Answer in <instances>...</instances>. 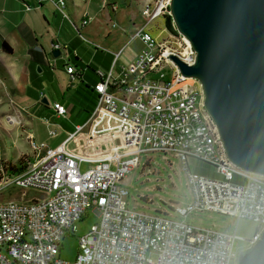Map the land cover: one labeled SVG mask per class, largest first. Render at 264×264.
<instances>
[{"label":"built area","instance_id":"2783aa9c","mask_svg":"<svg viewBox=\"0 0 264 264\" xmlns=\"http://www.w3.org/2000/svg\"><path fill=\"white\" fill-rule=\"evenodd\" d=\"M48 1L65 16L64 0ZM169 5L170 0L146 3L141 11L145 25L170 17ZM91 20L85 16L80 27ZM172 27L163 40L159 37L164 30L153 35L149 29H138L134 37L143 49L136 59L117 77L112 70L105 77L100 73L101 81L94 88L96 104L86 127L90 142L110 146L97 152L91 167L82 172L83 159L64 149L72 136L53 148L31 139L34 159L27 169L1 176L0 199L5 191L9 195V189L20 199L0 201V264H232L242 238L199 229L186 217L216 213L264 229V176L240 170L227 158L204 108L202 85L181 76L169 58L176 56L192 65L196 57L189 42ZM61 49L52 46L53 51ZM67 73L74 75L75 69L69 66ZM52 109L59 117L66 114L59 103ZM47 135L54 139L55 128H48ZM154 153L178 161L190 196L186 207L175 205L159 214L128 207V193L118 185L138 168L141 156ZM194 163L210 166L215 177L194 173ZM89 210L98 222L78 239L74 262L62 261L63 236L73 232V225ZM260 236L256 232L249 243ZM151 253L153 261L148 260Z\"/></svg>","mask_w":264,"mask_h":264},{"label":"crops","instance_id":"0c3cea01","mask_svg":"<svg viewBox=\"0 0 264 264\" xmlns=\"http://www.w3.org/2000/svg\"><path fill=\"white\" fill-rule=\"evenodd\" d=\"M26 1L27 0H4L3 8L0 10L3 14L2 16L0 15V58L4 61L3 65L0 63V94L5 95L13 93L12 98L16 101L13 103L14 105L10 106V108H16L14 109L15 112H13L12 109L9 110L5 103L0 102V167L3 163L14 164L19 158L24 156L22 152L24 145L25 143L29 144L30 141H27L28 137H23V125H25V131H27V125L29 127L30 124L29 132L31 135L29 138L34 139L33 137H35L31 124L33 119L38 118H36V116L34 117L32 110H23L26 108V105L29 107L33 101H30L27 98L23 99L20 96L21 87L24 88L23 92L26 91L27 93L38 94L36 97L38 106L39 103L43 104L42 100L44 99L43 98L41 102H38V97L42 96L41 90L43 91V86H41L42 81L47 82V89H53L54 92L59 94L57 97L63 96L64 98L66 97L67 92L71 89L79 88V90H83L84 93L92 98V106L85 109V120L82 125H74L73 119L68 116V114H70L68 107L66 114L63 117L57 116L52 108H48V110H51L54 114L55 119L61 120L60 125L63 129L60 133L62 140L59 143L55 145L45 143L49 148L56 147L60 143L67 141L70 136L73 137L76 133H79L77 132L78 127H84L83 130L87 128L86 124L88 123L90 119L89 116L96 104L97 94L94 87L101 79L100 73L105 77L107 73L112 70L113 76L117 77L120 74L121 69L131 64L141 52L143 46L141 42L134 37L136 31L145 28L151 30L153 35H158L157 31L159 27H162L163 24H165L164 19L160 18L156 19L150 25H145L144 19L141 16V10L143 5L147 2H151V0H64L65 6L62 11L65 16H63L62 13H60V11L47 0H36L39 9L38 12L33 11L32 8L27 11L24 8L25 5H28ZM48 3L51 4L64 19L68 18L73 27H75L76 32L69 34L66 40H63L62 37H59L58 34L54 33L51 26V20L47 14L43 12L44 6L48 5ZM122 10L129 13V19L127 24L119 26L121 29L120 31H114L112 34L115 36L114 39L119 41V47L116 51L113 50L111 46L106 48L97 44L101 42L107 43V40L111 35V31L109 33L101 34V25L86 31V35L88 39H90L89 41L81 35V32L79 31L80 28H84L83 31L86 30L87 26L94 22L96 15L100 14L102 17L105 16L109 20L108 23H114L118 13ZM134 10L137 12L136 18L131 21L132 15H130V13ZM27 12H30L31 17L26 18L27 16H25V13ZM85 15L92 17V20L86 26L80 27V22L85 18ZM154 27H157V29ZM19 28H21V32L19 31ZM111 28H116L115 23L111 25ZM44 36H46L47 42L49 43L47 48L42 47L41 45ZM10 38H12L11 43L12 41L20 43V46L25 49L26 56L23 61H18L17 59L12 60L6 57V55L13 56L14 54V49L9 40ZM26 38L29 40H35L36 46H34V49L39 52L42 51L45 54L43 60L44 74L42 77L35 72L36 66L37 68L39 67L38 62L36 60L32 61L27 53L30 47L26 42ZM3 41L11 47L12 54H6L1 50V43ZM57 44L62 47L58 57L62 62L54 61V58H52V46ZM133 45L134 50L129 57L127 54H123L125 51L127 53L129 48L133 47ZM68 57L73 60L72 62H75L77 69L80 70L81 77L79 81L78 79H74L73 81L70 80V77L66 74V67H62V69L59 67L62 64H67ZM75 58L77 59L75 60ZM72 62L68 63V65H74ZM52 68L54 69L53 71ZM40 73L42 74V70ZM28 87L31 89L29 91L25 90ZM54 103L59 102L55 100ZM45 106L47 107L48 105L46 104ZM40 113L41 112L38 114L37 110L36 115H44L43 113ZM8 116L16 118L14 124L6 121V117ZM48 121H45L47 123L46 125L50 124V121ZM55 130L56 137L54 139L57 138L61 129L57 126ZM47 132L48 130H46V135ZM47 138L51 139L48 135ZM69 140L66 142V145L70 142ZM92 144L96 146L94 151L85 157L79 155V150L77 148L72 147L68 151L80 157L83 161L86 160L93 165L97 152L108 151L110 144L108 142H99L95 144L90 142L88 138L86 145L92 146ZM66 145L64 147L65 150H67Z\"/></svg>","mask_w":264,"mask_h":264},{"label":"water","instance_id":"95a60500","mask_svg":"<svg viewBox=\"0 0 264 264\" xmlns=\"http://www.w3.org/2000/svg\"><path fill=\"white\" fill-rule=\"evenodd\" d=\"M169 12L196 54L192 65L176 56L171 62L202 85L229 161L264 176V0H170ZM237 264H264V231Z\"/></svg>","mask_w":264,"mask_h":264},{"label":"rangeland","instance_id":"374dc122","mask_svg":"<svg viewBox=\"0 0 264 264\" xmlns=\"http://www.w3.org/2000/svg\"><path fill=\"white\" fill-rule=\"evenodd\" d=\"M48 1V0H47ZM153 0H151L152 2ZM3 2L4 0H0V10L3 8ZM50 2V1H49ZM26 3L28 5H25V10L29 11L31 8L33 11L38 12V4L36 0H27ZM51 3V2H50ZM149 3V2H147ZM54 5V3H51ZM48 3V5H45L43 8V12L47 14L49 19L51 20V26L55 34H58L59 37H62L63 40H66L69 34L75 31V27H73L71 21L68 18H63L59 12L53 8V6ZM145 5V4H144ZM143 5V6H144ZM55 6V5H54ZM26 7L28 8L26 9ZM142 11V10H141ZM136 10L132 11L130 15H132L131 21H133L136 18ZM28 17H31L30 12L25 13ZM0 15L3 14L0 11ZM129 13L122 10L118 13L114 23L116 25V28L112 29L111 25L114 23H108V19L105 16H101L100 14L96 15L94 22H92L89 26H87L86 30L83 31L84 28H80L81 35L86 39H88L86 35V31H89L90 29H94V27H98V25H101V34L109 33L111 31V35L114 31H120L121 29L119 26H124L128 22ZM88 16V15H85ZM90 17V16H89ZM92 18V17H91ZM163 19V18H162ZM155 21V20H154ZM137 22V21H135ZM165 24H163L162 27H159L157 34H159L160 30H164V32L160 35L159 39L163 40L168 35V32H172L173 30V23L171 20V25L168 27L166 24V21L164 19ZM153 23V22H152ZM174 26V25H173ZM157 29V27H154ZM174 30L176 31L175 27ZM177 32V31H176ZM108 38L107 43H97L100 44L102 47H112L113 50H117L119 47V41L114 39V35H112ZM10 43L12 38L9 39ZM43 43L41 42L42 47L47 48L49 46V43L47 42L46 36L42 38ZM64 42V41H61ZM136 43V42H135ZM12 48L14 49L13 56L6 55L9 59H17L18 61H23L24 57L26 56L25 49L20 46V43L12 41L11 43ZM134 50L133 47H130L129 50L123 52V54H127L129 57L131 53ZM122 54V55H123ZM52 58H54L52 56ZM54 61H60V59L54 58ZM0 63L3 65L4 61L2 58H0ZM52 64V63H50ZM62 66H59L60 69H62ZM58 67V66H56ZM36 74H39L40 77L43 76V74L39 73L37 71V66L35 68ZM165 73L168 75V72L165 71ZM168 76L166 77V79ZM101 81V79H100ZM43 83V84H42ZM41 86H43V91L41 90L42 96L38 97V102H41V100L44 98L47 101V107L43 104L37 105V96L36 93H27L26 91L23 92L24 88H20V96L24 99L27 98L30 101H33V103L28 107L26 105V109L32 110V114L34 117L38 119H33L31 127L32 130L35 133V139H32L34 142L41 144L44 142V144H51L55 145L59 143L62 140V136H60V133L63 131L62 126L60 125L61 120L55 119L54 114L51 110H48V108H52L53 103L55 100L59 102V104H62L67 110V107L69 108L68 116L69 118L73 119L74 125L80 124L82 125L85 120V109L90 108L92 106V98L88 96L86 93L83 92V90H79V88H73L69 92H67L66 97L63 98V96L57 97L59 95L58 93L54 92L53 89H47L46 87V81H42ZM99 83V82H98ZM97 83V84H98ZM96 84V85H97ZM95 85V86H96ZM95 88V87H94ZM31 88L28 87L25 90H30ZM95 90V89H94ZM34 92V91H33ZM25 93V94H23ZM12 94H0V102L5 103L9 110L12 109L13 112H15L14 109L16 108H10V106L14 105L15 99L12 98ZM21 98V99H22ZM55 98V99H54ZM17 100V99H16ZM21 107V106H20ZM37 110L38 114H44L43 116H37ZM32 115V116H33ZM50 122H49V121ZM6 121L9 123H15L16 118L13 117H6ZM18 121V120H17ZM45 121H48L49 127H47V123ZM85 125V124H84ZM83 125V126H84ZM61 129L59 131V134L56 139H48L46 135V130L48 128L54 127ZM23 137H28L27 141L29 142L31 139L29 138L31 133L30 131V124L29 127L27 125V131H25V125H23ZM88 127L85 128L83 131L76 133L72 139H70L68 145H66V149L69 150L70 148L74 147L79 150V155L82 157H85L86 155H89L91 152L94 151L95 145L92 144V146H87V140H88ZM26 142V141H25ZM115 145H119V141H115ZM102 145V144H100ZM49 147V146H48ZM23 155L24 157L30 159V162L34 159V154L31 150L30 144L25 143L24 149H23ZM92 163H88V161H83L81 164V171L87 170L89 167H91ZM111 168H113V163L110 162ZM1 168V167H0ZM193 171V170H191ZM121 188L125 189L128 193V207L130 209H134L135 211L144 212L147 214H159L162 211L165 210H171L175 205H179L180 207H186L190 203V196L188 193V190L185 185V174L180 169L179 163L176 159L172 158L169 155H166V160L163 158L162 154L154 153L149 154L147 156H141L140 165L137 169L132 170L129 172L125 178L121 181V183L118 185ZM10 193L7 194V191L2 193L0 201L5 200H17L20 199V195L15 190L9 189ZM35 193H30L29 196H33ZM186 221L191 223L192 226L197 227L199 229H213L215 231H219L228 235H235L237 237L242 238V242L239 243L236 248L234 249L235 258L232 262V264H237L238 254L250 247H252L254 244H250V240L252 239L253 235L258 232L262 234L264 229L259 227L257 224H255L252 221L241 219L237 220L233 217H226L223 215H219L216 213H192L186 217ZM98 222L97 216L94 214L93 211L89 210L86 212V214L82 217L80 221L75 223L73 225V232H67L65 236H63L61 241V248H60V254L59 258L62 261L65 262H74L77 254H78V239L86 234L90 227ZM260 239V238H259ZM155 259L154 254H149L148 260L153 261Z\"/></svg>","mask_w":264,"mask_h":264},{"label":"trees","instance_id":"16d2710c","mask_svg":"<svg viewBox=\"0 0 264 264\" xmlns=\"http://www.w3.org/2000/svg\"><path fill=\"white\" fill-rule=\"evenodd\" d=\"M165 21H166L167 26L169 27L171 25V18L170 17H166ZM19 31L21 32V28H19ZM26 42H27V44L30 47L28 49V51H27L30 59L32 61L36 60L38 62L39 68L42 70V74H44V68H43V62H44L43 60L45 58L44 52H42V51L39 52V51H36L34 49V46H36V41L35 40H33V39L29 40V39L26 38ZM68 47H66V48H68ZM1 50L4 53H6V54H12L11 47L5 41H3L1 43ZM76 59L77 58H75V60ZM72 61L73 60L68 57L67 64L63 65L62 67H66V74L70 77V80H71V77H73L75 79H78V81H79V79L81 77L80 76L81 73L79 72L80 70L77 69V66L75 65V62H72ZM71 62L74 64V65L71 66V67H73L75 69V74L74 75H69L67 73V68L69 67L68 63H71ZM53 70L54 69L52 68V71ZM39 104H41V103H39ZM29 162H30V159H28V158L23 156V157L19 158L14 164H12V163H3L1 165V169H0V179H1V176L3 174L13 175V174H21V173H23L27 169V166H28ZM192 170L196 174H201V175L208 176V177H215L213 169L210 166H207V165H204V164L194 163ZM235 181L237 182V181H239V179L236 177Z\"/></svg>","mask_w":264,"mask_h":264},{"label":"bare ground","instance_id":"6f19581e","mask_svg":"<svg viewBox=\"0 0 264 264\" xmlns=\"http://www.w3.org/2000/svg\"><path fill=\"white\" fill-rule=\"evenodd\" d=\"M64 147V146H63Z\"/></svg>","mask_w":264,"mask_h":264}]
</instances>
